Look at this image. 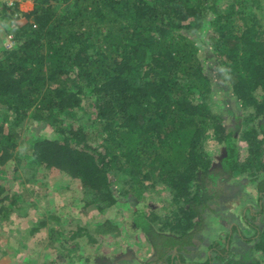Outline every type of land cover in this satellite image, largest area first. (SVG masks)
<instances>
[{"label":"trees","instance_id":"obj_1","mask_svg":"<svg viewBox=\"0 0 264 264\" xmlns=\"http://www.w3.org/2000/svg\"><path fill=\"white\" fill-rule=\"evenodd\" d=\"M32 1L35 8L20 13L25 23L15 46L0 52V227L27 215L25 201L6 187L4 166L65 174L84 206L98 211L160 184L171 215L136 211L155 264H264V225L243 213L248 236L234 224L207 244L204 259L185 254L200 244L194 236L203 212L220 203L230 176H249L248 211L257 199L255 214L264 211V175H256L264 171V121L227 125L200 48L183 34L208 30L224 77L232 75L229 95L257 119L264 114L263 0H232L226 12L222 0ZM64 2L56 14L55 4ZM24 125L49 133L30 136L21 163L16 146ZM208 140L224 150L216 165ZM36 221L33 231L45 225ZM55 225L63 230L59 220ZM235 232L257 258L233 250ZM82 234L78 227L71 238Z\"/></svg>","mask_w":264,"mask_h":264},{"label":"rangeland","instance_id":"obj_2","mask_svg":"<svg viewBox=\"0 0 264 264\" xmlns=\"http://www.w3.org/2000/svg\"><path fill=\"white\" fill-rule=\"evenodd\" d=\"M230 1L232 0L221 1L224 12L228 10ZM66 4H55V13L59 14ZM33 8L35 5L32 0H24L16 8L0 7V52L1 47L7 49L8 36H11L15 46L16 34L25 23L19 17L20 13L29 12ZM257 18L264 25V9ZM29 22L32 20L29 19ZM207 32L205 29L186 30L183 34L195 40L200 48V59L215 88L213 98L218 102L225 122L237 130L243 126L260 124L264 121V114L257 119H249L248 111H242L237 101L229 95L232 75L224 77V70L207 38ZM238 114H242L241 117L234 119ZM48 133V129L41 126H22L19 136L24 141L21 146H16V149L19 148L21 163L27 160L24 155L28 153L30 136L44 137ZM206 145L211 162L213 165L218 164L224 155L223 147L210 140ZM4 169L6 187L11 186L13 192L25 201L27 215L22 217L15 214L10 223L0 227V264H155V253L137 222L136 211L142 210L146 215L151 211L158 214L165 212L170 216L173 207L164 200L168 199V190L164 186L155 184L153 192L145 191L140 199L128 195L104 211H98L94 205L84 206L79 190L69 184V177L65 174L56 170L45 173L44 176L30 174L26 167L19 165L15 166L16 173L13 172L12 165L4 166ZM263 173L261 171L256 175L263 176ZM225 185L226 194L221 197L220 203L211 204L210 209L203 212V227L194 236L201 239V242L197 246H191L185 253L190 259H204L207 244L217 238L220 232L231 230L234 224L236 230L243 234L242 231L247 227L238 218L242 213L259 229L264 225V211L255 214L258 211V199L256 206L251 207L250 211L247 208V201L251 199L254 189L249 176H230ZM36 219L43 220L45 225L33 231V228H38ZM57 220L63 228L61 232H55ZM78 227L82 228L83 234L71 238ZM232 237V248L236 253L247 250L251 258H257L258 253L250 251V245L244 243L238 233H233Z\"/></svg>","mask_w":264,"mask_h":264},{"label":"built area","instance_id":"obj_3","mask_svg":"<svg viewBox=\"0 0 264 264\" xmlns=\"http://www.w3.org/2000/svg\"><path fill=\"white\" fill-rule=\"evenodd\" d=\"M24 0H0V7L2 8H16L19 4ZM13 40L11 36H8V44L6 46L7 49L12 48Z\"/></svg>","mask_w":264,"mask_h":264}]
</instances>
